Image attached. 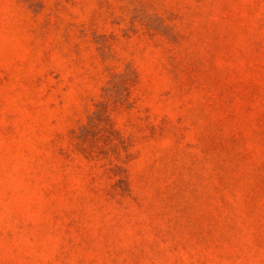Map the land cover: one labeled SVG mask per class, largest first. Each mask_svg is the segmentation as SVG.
I'll return each mask as SVG.
<instances>
[{
    "label": "rangeland",
    "instance_id": "374dc122",
    "mask_svg": "<svg viewBox=\"0 0 264 264\" xmlns=\"http://www.w3.org/2000/svg\"><path fill=\"white\" fill-rule=\"evenodd\" d=\"M0 264H264V0H0Z\"/></svg>",
    "mask_w": 264,
    "mask_h": 264
}]
</instances>
